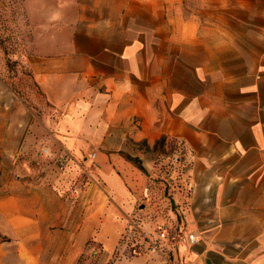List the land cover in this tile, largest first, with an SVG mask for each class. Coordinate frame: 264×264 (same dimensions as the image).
Masks as SVG:
<instances>
[{"label": "crops", "instance_id": "obj_1", "mask_svg": "<svg viewBox=\"0 0 264 264\" xmlns=\"http://www.w3.org/2000/svg\"><path fill=\"white\" fill-rule=\"evenodd\" d=\"M194 39L107 19L71 28L64 52L41 54L35 37L17 52L48 114L0 73V264H264V28L227 30L224 49ZM163 141L177 156L161 181ZM40 147L66 165L96 151L76 205L42 172L12 175L41 167L27 159ZM98 174L113 206L98 203Z\"/></svg>", "mask_w": 264, "mask_h": 264}, {"label": "rangeland", "instance_id": "obj_2", "mask_svg": "<svg viewBox=\"0 0 264 264\" xmlns=\"http://www.w3.org/2000/svg\"><path fill=\"white\" fill-rule=\"evenodd\" d=\"M48 1L50 4L45 6L43 0H31L34 5L30 7L26 6L25 0H0V73L11 79L8 81H11L12 90L28 103V107L32 108L33 117L37 119L48 114L47 103L37 88L31 71L24 63L25 58L16 56L19 50L22 52L24 48L30 46L33 37L41 48V54H57L64 52V45L70 37L71 28L75 25L80 26L87 21L95 25L108 19V21H118L121 29L129 28L139 32L160 29L164 36L168 37H172L176 31L181 30L186 39L193 36L204 52L210 49L211 44H215L212 42L215 40L218 42L219 49L220 47L224 49V36L229 29L248 27L250 31H256L264 28V0ZM30 14L39 15V17H35L32 21ZM85 16L89 19L83 18ZM240 17L248 19L246 26L240 25L236 20ZM48 18L49 21H47ZM47 23H52L49 32L45 30ZM0 86L3 87L2 84ZM175 149L176 147L164 141L152 149L161 181H164L176 168ZM59 151H51L48 147L30 150L27 153V159L41 160L39 164H42L41 167H36L32 162L28 169L32 172L18 170L12 175L26 178L29 174L40 176L42 172L48 181L54 180L53 184L60 185V187L57 185L60 189H56V192L63 194L70 205H76L81 200L80 191L85 189L90 169H96L97 158L90 156L84 164L83 161L87 159L84 160L83 157L87 153L91 155L96 151L86 149L82 155L74 154V161L63 168L59 164L62 156ZM97 177L99 179L93 178L92 182L98 203L102 208L104 205L113 206L114 198L108 193L101 176L98 174ZM73 190H78V197ZM118 217L121 220L124 218L120 213ZM157 231L160 232L161 229Z\"/></svg>", "mask_w": 264, "mask_h": 264}, {"label": "built area", "instance_id": "obj_3", "mask_svg": "<svg viewBox=\"0 0 264 264\" xmlns=\"http://www.w3.org/2000/svg\"><path fill=\"white\" fill-rule=\"evenodd\" d=\"M91 157L94 158V157H95V154H92ZM68 160H70V158H69V156H68L67 154H64V155L61 156V159L59 160V164H60L61 168H63V167L66 166ZM165 238H167L166 233L161 232V233L159 234V239H161V240H165ZM188 238H189V240L192 241V242L197 241V239L194 238L193 236H189ZM153 247H154L155 249L157 248L156 246H153Z\"/></svg>", "mask_w": 264, "mask_h": 264}, {"label": "trees", "instance_id": "obj_4", "mask_svg": "<svg viewBox=\"0 0 264 264\" xmlns=\"http://www.w3.org/2000/svg\"><path fill=\"white\" fill-rule=\"evenodd\" d=\"M124 157L126 158V160L133 163L136 167H138L141 171L145 173V168L141 165V162L138 158L130 157L128 155H124Z\"/></svg>", "mask_w": 264, "mask_h": 264}]
</instances>
